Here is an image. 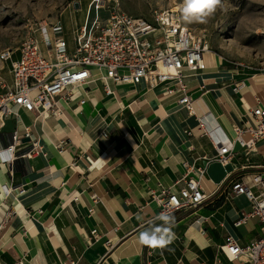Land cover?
<instances>
[{"label": "crops", "instance_id": "obj_1", "mask_svg": "<svg viewBox=\"0 0 264 264\" xmlns=\"http://www.w3.org/2000/svg\"><path fill=\"white\" fill-rule=\"evenodd\" d=\"M86 21L85 16L78 28ZM73 47L72 41L68 48ZM210 54L204 55V71H184L185 83L196 115L205 116L214 138L222 140L251 119L250 110L264 108V64L230 67ZM9 69V62H0V77L7 83ZM91 75L89 83L72 90V101L59 102V115L42 119L19 110L17 125L9 118L0 132L4 145L15 128L30 127L44 150L15 161L12 182L6 166L0 172V180L13 189L0 200V264L21 258L24 264H243L242 257L228 261L219 247L231 236L244 248L260 237L261 227L255 219L235 226L250 206L245 196H228L227 190L231 180L264 176V140L248 161L236 146L233 171L220 184L207 175L201 180L207 199L171 215V244L141 245L140 232L163 224L149 191L160 185L178 192L182 183L174 182L182 163L199 165L201 157L216 152L199 134L197 117L177 105L178 94L144 82L108 80L112 94L106 95L100 73L92 69ZM237 82L244 88L234 93ZM199 217L202 223L196 225Z\"/></svg>", "mask_w": 264, "mask_h": 264}, {"label": "built area", "instance_id": "obj_2", "mask_svg": "<svg viewBox=\"0 0 264 264\" xmlns=\"http://www.w3.org/2000/svg\"><path fill=\"white\" fill-rule=\"evenodd\" d=\"M103 6L101 0L90 2L93 18L75 31L71 50L60 21H55L36 24L18 48L0 52V62H9L11 75L10 83L0 77V132L9 118L17 125L19 110L42 119L59 115V102L72 101L75 96L72 90L91 81L92 69L100 73L106 95L112 94L108 80L131 85L144 82L149 88L163 86L168 95L178 94L177 105L197 117L199 134L211 140L216 153L212 158L201 157L199 165L182 163V175L174 182L175 185L182 183L178 192L159 185L155 191H149V196L158 207L157 217L197 207L207 199L200 182L206 177L210 163L232 166L238 154L236 146L246 161L256 152L257 143L264 140V108L257 106L250 110L251 119L235 125L232 137L215 139L206 117L196 115L184 75L185 70L192 73L205 70L204 54L209 50L205 37L186 26L179 11H154L147 20L113 9L108 18L100 22L99 12ZM36 33H40V37L35 36ZM243 88L244 83L237 82L233 92L239 93ZM186 134L191 136L192 131ZM0 147L11 148L14 154V159L5 165L10 182L15 161L44 154L40 140L33 136L30 127L15 128L9 134V142L4 145L0 142ZM0 156L5 159L6 154L0 153ZM10 189L7 196L12 193L11 186ZM18 191L24 192L21 187ZM227 195H243L249 202V211L241 213L235 226L255 219L261 227V235L244 248L229 236L219 247L220 252L228 261L242 257L243 264H264V176L256 173L249 176V181L231 180ZM202 220L199 217L194 223L200 225ZM91 235L98 238L96 230H92ZM16 264H24V258L18 259Z\"/></svg>", "mask_w": 264, "mask_h": 264}, {"label": "rangeland", "instance_id": "obj_3", "mask_svg": "<svg viewBox=\"0 0 264 264\" xmlns=\"http://www.w3.org/2000/svg\"><path fill=\"white\" fill-rule=\"evenodd\" d=\"M91 1L0 0V52L18 48L29 30L40 22L60 21L64 38L71 46L74 33L85 16L88 23L93 18V12L89 10ZM101 1L104 6L99 12L100 22L106 20L113 9L149 20L154 11L179 7L181 3V0ZM185 25L204 36L210 52L230 67L239 63L247 66L264 64V0H223L222 8H218L205 23ZM35 36L40 37V33Z\"/></svg>", "mask_w": 264, "mask_h": 264}, {"label": "clouds", "instance_id": "obj_4", "mask_svg": "<svg viewBox=\"0 0 264 264\" xmlns=\"http://www.w3.org/2000/svg\"><path fill=\"white\" fill-rule=\"evenodd\" d=\"M222 6L223 0H181L179 5L180 19L185 24L205 23L207 18L213 15L218 8H222ZM47 40L48 37L46 35L45 41ZM0 153L6 154L5 159H0V172H2L6 163L14 159V154L11 148L4 150L2 147H0ZM10 191V186L0 180V200H3ZM157 219L162 221L163 224L146 228L140 232L138 241L141 245L150 248H164L171 244L174 238L172 231L174 217L161 214Z\"/></svg>", "mask_w": 264, "mask_h": 264}, {"label": "water", "instance_id": "obj_5", "mask_svg": "<svg viewBox=\"0 0 264 264\" xmlns=\"http://www.w3.org/2000/svg\"><path fill=\"white\" fill-rule=\"evenodd\" d=\"M75 8L77 9V6H75ZM232 171L233 168L231 164L222 166L219 162H212L206 169V175L214 184H220L226 175L231 174Z\"/></svg>", "mask_w": 264, "mask_h": 264}, {"label": "bare ground", "instance_id": "obj_6", "mask_svg": "<svg viewBox=\"0 0 264 264\" xmlns=\"http://www.w3.org/2000/svg\"><path fill=\"white\" fill-rule=\"evenodd\" d=\"M173 11H179V7H175V8H172ZM210 50H208L207 52H209ZM206 52V53H207ZM205 55V54H204ZM208 57V56H207ZM206 57V59H207ZM210 57H212L215 61L217 60L216 56L213 55L212 53L210 54ZM207 61V60H206Z\"/></svg>", "mask_w": 264, "mask_h": 264}]
</instances>
